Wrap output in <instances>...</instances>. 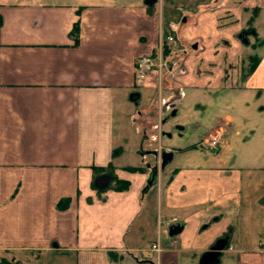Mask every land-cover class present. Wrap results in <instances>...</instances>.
<instances>
[{"label": "crops", "instance_id": "0c3cea01", "mask_svg": "<svg viewBox=\"0 0 264 264\" xmlns=\"http://www.w3.org/2000/svg\"><path fill=\"white\" fill-rule=\"evenodd\" d=\"M167 5L183 22L190 14L209 24V34L177 29L183 42L201 41V57L208 53L203 79L215 87L229 77L219 67L212 73L207 62L220 35L228 41L222 55L235 61L243 48L233 33L264 11V0H0V264H199L220 239L227 245L217 264H264V103L258 108L250 99L258 102L264 92V49L233 90L246 97L240 123L255 126L242 147L257 148L229 164L220 153L207 168L192 160L165 172L174 151L159 141L167 111L160 101L175 103L205 82L197 56L179 54L175 36L164 31ZM203 5L222 7L205 13ZM219 13L237 24L217 31L211 23ZM167 35L173 41L167 55L163 50L160 86L150 79L137 86L136 58L156 53ZM179 66L185 74L173 75ZM155 88L157 123L147 103ZM231 122L229 114L218 117L209 134L220 137L217 152ZM162 151L169 161L148 187ZM103 175L110 180L100 190L95 181ZM113 178L128 188L116 190ZM171 217L182 227L174 238L157 225ZM155 242L160 253L144 261L141 252Z\"/></svg>", "mask_w": 264, "mask_h": 264}, {"label": "rangeland", "instance_id": "374dc122", "mask_svg": "<svg viewBox=\"0 0 264 264\" xmlns=\"http://www.w3.org/2000/svg\"><path fill=\"white\" fill-rule=\"evenodd\" d=\"M227 1V0H226ZM257 5H254V8ZM159 4L155 5V9H158ZM171 6H164V17L165 22L168 27L164 28V31L166 33L172 32L175 36L174 43L177 45V50L179 54L183 52V50H186L188 53L197 56L196 63H199L201 66L200 69V76L202 77V81H205L201 83L202 87L200 89H192L187 88L184 91V94L180 96V99L176 101L174 104L175 106L173 109H175V114L171 115V109L167 110L164 114V120L165 124L162 128L164 131L163 136H159V141L163 145V147H166L168 149H172L174 151L172 156V161L170 164H167L164 168L165 172H169L174 167H179L182 165L184 161H192L189 163L199 162L198 165L202 168H207L209 163L213 164L215 157L217 154L223 153L222 159L228 160V164L230 161L233 160L234 155L235 157L237 155H241L244 153V155H248L251 152H253L254 149L257 148V146H248V147H242V139L246 136L250 135L249 130L254 129L255 126L247 124L246 126H243L240 121L242 120V117H244L246 107H245V98L242 97L241 92H238L237 90L233 91L236 87H241L243 85V77H245L248 73V69L250 67V62H252L251 58L257 57L259 58L260 54L262 55V51L264 49V45L258 46L254 48V46L258 45L259 42L264 38V11L260 12V15L256 17V19L251 20L250 23L247 25L246 20H241L240 23L243 24L240 30L233 33V41L240 45L243 49L241 53L237 55L236 60L229 61L226 60V56L222 55L223 49H228V41L225 39L224 35H220L219 40L217 43L213 46L210 53L212 56V59L207 61L209 68L212 70V73H216L217 68L219 67L222 71L227 72L228 78L223 83H220L218 87L212 86L214 84V77H208L213 81H209V79L204 80L203 78L207 77L206 72L201 65L208 55L206 52L203 57H201L203 52H199L202 49L201 41L198 39L199 46L196 49L194 48L195 45H197V41H189V42H183L179 38V28H187V27H194L196 26L199 30L204 32L205 34H209L210 26L207 23L206 25L197 24L195 22V16L194 15H187L188 20L183 22V19L185 16L177 15V12H175V15L172 14L170 11ZM177 10H180L182 12L183 6L175 5L173 6ZM219 7H222L221 5L215 6V5H203L201 6L203 12H210L214 9H218ZM200 9V8H199ZM170 11V12H169ZM254 12V10H249V14L246 15V18H249V15ZM177 15V16H176ZM227 14H220L216 16L215 22L211 23L212 27H217V31H224L228 26H234L237 24L236 21L228 20L226 16ZM253 16V15H251ZM173 18V19H172ZM179 18V19H178ZM215 17H213L214 19ZM252 28V32L248 34L247 41L249 42L248 46L243 45L241 40H239V33L243 29ZM223 34V33H221ZM159 43L157 44V47L159 46ZM172 44V43H171ZM162 51L164 50V45L161 44ZM175 51V52H176ZM177 52V53H178ZM181 52V53H180ZM149 54V53H148ZM167 55V53H166ZM164 59L166 60V56H164ZM167 62V61H165ZM152 83H154V79H150ZM148 82V81H147ZM166 83H164V86L166 87ZM158 90L155 88V90H151V96L148 97L147 103L150 105L148 107L149 111L150 108H154V116L156 120L157 116V104H158ZM246 96V95H245ZM253 96V94L251 95ZM255 105L258 106V108H261V105L259 103H264V92L262 94V97L260 98V101H256L254 97L250 98ZM148 111V112H149ZM254 112V111H253ZM225 114H229L232 117L231 122V132L229 134H224L223 136V146L220 148L219 152L212 151L206 148L205 146H201V142L204 140V138L208 137L211 130L214 129L217 125V118L218 117H224ZM157 123V120H156ZM167 133L170 136H167ZM156 140L154 141V145H158V130H156ZM254 137L256 139H261L263 137V134L261 131H256L254 134ZM224 141L226 142L224 144ZM228 142V143H227ZM228 144V145H227ZM233 146L232 149H228L230 146ZM223 151V152H222ZM148 164L150 166H153L154 159L148 158ZM159 165V164H157ZM190 165V164H189ZM155 189V188H154ZM153 190V189H152ZM262 235H264V228L261 227ZM127 258V257H126ZM30 261H25L24 264H29ZM75 264V263H74Z\"/></svg>", "mask_w": 264, "mask_h": 264}, {"label": "built area", "instance_id": "2783aa9c", "mask_svg": "<svg viewBox=\"0 0 264 264\" xmlns=\"http://www.w3.org/2000/svg\"><path fill=\"white\" fill-rule=\"evenodd\" d=\"M173 40L172 36L166 37L167 42ZM161 41L157 48L156 53L142 54L138 56L134 63V73H135V84L138 86L144 85L149 79H154V84L159 85L162 80V73L166 69V60L163 57ZM185 68L180 67L177 69L175 74H184ZM220 145L219 136L213 134L201 142V146H205L209 150L217 151ZM179 221L176 217H171L169 219H160L157 222L159 228L166 230L171 229L173 226L178 225ZM176 243V239L172 240ZM261 246V245H260ZM262 247V246H261ZM161 251L160 246L157 242L152 243L147 251L141 252V257L146 260H152Z\"/></svg>", "mask_w": 264, "mask_h": 264}, {"label": "water", "instance_id": "95a60500", "mask_svg": "<svg viewBox=\"0 0 264 264\" xmlns=\"http://www.w3.org/2000/svg\"><path fill=\"white\" fill-rule=\"evenodd\" d=\"M156 0H145V3L147 5L152 4ZM196 49V45L194 46ZM168 153H165V151H162L161 153V168H163L167 162L169 161V157H166ZM168 156V155H167ZM156 177H157V165H155L153 168H151L150 174L148 176V179L146 181V184L148 187H151L155 184L156 182ZM110 180L109 175H103L100 176L96 181H95V187L97 189H104L108 182ZM181 226L174 227L169 231V235H177L181 231ZM227 241L225 239H220L218 240L214 246L211 247L209 252H206L203 254V256L200 259L199 264H217L219 262V257L221 256V252L223 249L226 247Z\"/></svg>", "mask_w": 264, "mask_h": 264}, {"label": "trees", "instance_id": "16d2710c", "mask_svg": "<svg viewBox=\"0 0 264 264\" xmlns=\"http://www.w3.org/2000/svg\"><path fill=\"white\" fill-rule=\"evenodd\" d=\"M77 34H78V24H75L73 26L72 31H71V36L75 39V41L77 40ZM163 44H164V51H165V54H166L167 53L166 42L163 43ZM261 45H264V38L259 42V46H261ZM251 59H252V62H250L251 64H250V67L248 69V72L252 71V69L256 66V64L259 61V58H257V57H254V58H251ZM130 170L134 171L136 169L131 168ZM112 180H114V184H115V189L116 190L124 191V190H126L128 188V182L127 181L118 180L116 178H113ZM64 206H65V202H61L59 204L60 208H63Z\"/></svg>", "mask_w": 264, "mask_h": 264}, {"label": "flooded vegetation", "instance_id": "af4514ba", "mask_svg": "<svg viewBox=\"0 0 264 264\" xmlns=\"http://www.w3.org/2000/svg\"><path fill=\"white\" fill-rule=\"evenodd\" d=\"M250 33H253L252 32V30L250 29V28H247V29H243L238 35H239V40H241V42H242V44L243 45H246V46H248L249 44V42L247 41V36H248V34H250ZM259 46V44L258 45H256V46H254V48H256V47H258ZM166 157H169V156H167L166 155ZM161 169V167L160 168H158V171Z\"/></svg>", "mask_w": 264, "mask_h": 264}]
</instances>
